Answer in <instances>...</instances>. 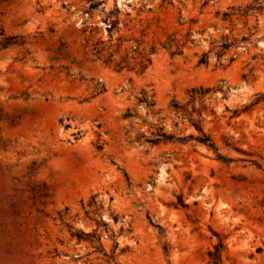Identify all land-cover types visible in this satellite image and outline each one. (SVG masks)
<instances>
[{"label": "rangeland", "instance_id": "374dc122", "mask_svg": "<svg viewBox=\"0 0 264 264\" xmlns=\"http://www.w3.org/2000/svg\"><path fill=\"white\" fill-rule=\"evenodd\" d=\"M191 118L215 150L148 140ZM218 240L264 264V0H0V264H214Z\"/></svg>", "mask_w": 264, "mask_h": 264}, {"label": "trees", "instance_id": "16d2710c", "mask_svg": "<svg viewBox=\"0 0 264 264\" xmlns=\"http://www.w3.org/2000/svg\"><path fill=\"white\" fill-rule=\"evenodd\" d=\"M164 1V0H162ZM90 8L93 7L92 5L89 6ZM263 9V6L261 4H255L253 6H247L243 11H242V14H246L248 13V11H260ZM224 15H226V12L223 13ZM255 20L257 21V17L255 18ZM256 27V26H254ZM253 27V28H254ZM255 32V30L253 31H250L248 33V36L250 37L251 35H253ZM244 40H247L248 37H242ZM230 45L229 42L223 40L220 44H219V47H220V51H218V55L219 54H222L223 53V50L226 49L228 46ZM95 53L97 52V50L94 51ZM199 62H205L206 61V54L205 53H202L199 60ZM209 89L206 88V87H193L189 90V97H190V100H193L194 98H201L202 96L205 95V93L208 91ZM141 101H143L146 105H153V100L150 98V96H148L145 92H141V98H140ZM170 106L176 110L180 109L181 106L174 100V99H171L170 101ZM130 115V112L129 110H126V112L124 113V116H128ZM190 122L191 124L194 126V128L200 132L201 136H192L191 134H188L187 136L185 137H174L170 134H167L166 132H164L162 130V127H157L156 128V132L154 133V137L153 138H148V140L150 142H157L159 140H165V139H176V140H181V139H185V138H189V139H195L197 140L198 142L206 145L207 147H210L212 148L213 150H215V146H214V143L212 142V140L210 139V137L206 134H204L203 132V129H202V126H201V121L200 119L199 120H194V119H190ZM219 158L222 159L221 156L218 155ZM70 229L72 230L71 231V236H75L77 240H81V239H84V238H89L90 241L92 242H96L97 245L95 246L96 250H100V251H103V248H102V245L100 244L99 242V238L98 236L96 235L95 233V230L92 229L91 231L89 232H85L81 229H74L72 227H70ZM223 248V245H222V242L220 240H218V243H216L214 246H213V250H209L207 253H208V256L209 258L211 259V261L214 263V264H221L220 263V253H221V250ZM103 254L105 256L106 253L103 251ZM108 258H112V255L110 256H107Z\"/></svg>", "mask_w": 264, "mask_h": 264}]
</instances>
